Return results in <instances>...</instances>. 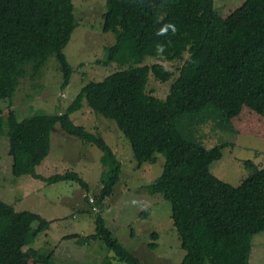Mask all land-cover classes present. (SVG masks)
<instances>
[{
  "label": "trees",
  "instance_id": "16d2710c",
  "mask_svg": "<svg viewBox=\"0 0 264 264\" xmlns=\"http://www.w3.org/2000/svg\"><path fill=\"white\" fill-rule=\"evenodd\" d=\"M74 11L72 0H0V101H9L0 107V135L8 129L14 176L30 175L48 184L77 181L89 188L77 172L44 177L36 171L50 153L53 128L60 124L104 153L102 162L109 170L96 207L113 194L120 161L102 135L71 119L86 100L94 112L116 122L139 167L156 163L159 153L165 156L163 173L147 190L163 194L171 205L186 251L181 264H251L253 238L264 233V167L245 161L251 172L239 186L220 179L211 165L222 158L224 145L208 149L196 144L181 119L212 106L236 133L264 139V0H245L227 17L215 9L214 0H108L103 30L113 32L116 42L102 62L128 67L88 83L65 113L20 121L12 99L28 65L36 77L55 54L62 88L71 82L74 69L64 49L79 26ZM148 56L182 62L165 100L147 92L149 75L166 82L173 72L160 63L140 65ZM54 221L18 212L0 200V264H52L54 253L28 246L47 234ZM152 237L149 248L154 250L159 234ZM87 238L103 240L124 264H142L101 215L96 232Z\"/></svg>",
  "mask_w": 264,
  "mask_h": 264
},
{
  "label": "rangeland",
  "instance_id": "374dc122",
  "mask_svg": "<svg viewBox=\"0 0 264 264\" xmlns=\"http://www.w3.org/2000/svg\"><path fill=\"white\" fill-rule=\"evenodd\" d=\"M72 1L79 26L64 49L74 69L71 82L67 88H62L64 76L55 54L36 77L31 76L28 65V75L21 79L12 99L20 121L33 115L65 113L88 83L102 81L128 67L102 62L116 42L113 32L103 30L108 0ZM244 2L214 0V7L227 17ZM159 58L148 56L140 65L160 63L173 72L174 76L166 82L152 73L149 75L147 92L165 100L180 74L182 62ZM8 104V100L0 101V107ZM71 119L87 131L103 136L121 163L120 181L113 194L96 207L97 196L104 186L103 178L109 170L102 162L104 153L94 144L70 135L60 124L53 128L50 153L36 171L44 177L77 172L89 188H83L77 181L48 184L30 175L16 177L6 128L0 135V200L18 212L30 211L47 220H55L50 231L41 234L28 247L44 254L54 253L52 264H124L103 240L87 238L96 232V218L101 215L113 235L138 256L142 264H181L186 251L171 216V205L163 194L152 195L147 190V186L163 173L165 156L159 153L156 163H144L139 167L131 142L116 122L94 112L86 100L79 111L71 114ZM181 124L184 132L200 146L211 149L224 145L222 158L211 165L220 179L239 186L251 172L245 167V161L252 160L264 167V139L236 133L222 112L214 107L186 115ZM154 232L159 234V239L156 241L158 247L152 250L149 244L155 241ZM73 234L78 237L64 238ZM250 261L251 264H264V233L254 236Z\"/></svg>",
  "mask_w": 264,
  "mask_h": 264
},
{
  "label": "clouds",
  "instance_id": "9594fccd",
  "mask_svg": "<svg viewBox=\"0 0 264 264\" xmlns=\"http://www.w3.org/2000/svg\"><path fill=\"white\" fill-rule=\"evenodd\" d=\"M168 27H171L173 29V31H175V27L172 25H169Z\"/></svg>",
  "mask_w": 264,
  "mask_h": 264
},
{
  "label": "crops",
  "instance_id": "0c3cea01",
  "mask_svg": "<svg viewBox=\"0 0 264 264\" xmlns=\"http://www.w3.org/2000/svg\"><path fill=\"white\" fill-rule=\"evenodd\" d=\"M67 260V259H66ZM68 261H70V260H68Z\"/></svg>",
  "mask_w": 264,
  "mask_h": 264
}]
</instances>
